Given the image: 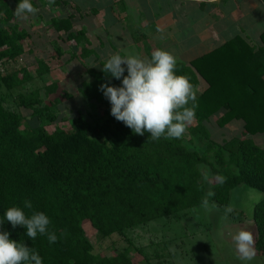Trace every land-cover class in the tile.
<instances>
[{
  "label": "trees",
  "instance_id": "16d2710c",
  "mask_svg": "<svg viewBox=\"0 0 264 264\" xmlns=\"http://www.w3.org/2000/svg\"><path fill=\"white\" fill-rule=\"evenodd\" d=\"M13 18L9 1L0 0V62L19 60L25 52L23 42L30 36L11 23ZM50 27L65 34L60 39L83 42L82 59L95 54L86 32L74 29L72 15L53 19ZM254 55L253 47L236 37L189 64L176 65V74L189 77L197 88L196 118L187 132L205 140L202 153L191 149L184 136L152 141L149 133L135 134L117 121L100 85L119 87L122 78L105 74L101 70L105 61L99 68H88L89 78L79 85L82 96L98 106L100 115L90 121L78 114L71 131L57 128L49 132L37 119L24 130V117L5 110L0 97V231L34 248L43 264H133L127 252L111 258L95 254L83 223L89 221L107 238L201 206L205 199L226 206L232 190L243 185L261 194L253 219L258 233L255 249L264 257V149L253 139L264 133V54L259 69L250 62ZM49 72L40 59L36 76L42 78ZM33 78L22 68L1 75L0 86L14 96L17 106L39 116L50 109L43 104L42 91H22ZM200 83H206L201 92ZM216 116L221 127L241 121L242 139L230 147L215 143L207 124ZM202 164L216 178L210 194L202 181ZM221 177L226 178L223 183ZM25 201L31 202V209L24 208ZM13 206L28 215L44 212L57 242L50 244L46 235L33 241L25 227H13L5 218L7 208ZM231 215L239 219L244 211L234 210Z\"/></svg>",
  "mask_w": 264,
  "mask_h": 264
},
{
  "label": "rangeland",
  "instance_id": "374dc122",
  "mask_svg": "<svg viewBox=\"0 0 264 264\" xmlns=\"http://www.w3.org/2000/svg\"><path fill=\"white\" fill-rule=\"evenodd\" d=\"M67 11L72 12L71 9ZM29 24L25 22L23 26ZM36 27L32 28L30 36L23 42L26 51L24 56L9 63L0 62V76L20 71L22 68L27 69L34 78L22 91L40 89L43 104L50 109L38 116L31 110L17 106L14 96L2 84L0 97L5 101L4 109L24 117L21 126L24 130L30 129L38 121L49 132L57 128L71 131L72 120L78 114H83L90 121L97 119L100 115L98 106L89 104L80 93L79 85L89 78L87 69L98 64H95L94 60L82 59L81 44L60 39L61 34L51 29L48 23ZM78 28L77 24L76 29ZM40 59L50 68V72L42 78L36 76ZM53 86L57 88L48 93L46 87ZM218 118L219 116L213 117L207 124L210 138L215 143H228L230 147L232 143L242 139L241 121H233L229 126L221 127ZM258 137L260 138L257 145L264 149V135L260 134ZM183 138L191 149L200 153L205 149V140H197L188 132ZM200 170L202 181L210 194L216 178L208 165L202 164ZM260 199L259 192L242 185L232 190L229 204L226 206L208 202L207 209L201 205L107 238L100 236L89 221H85L83 227L95 254L111 258L121 252H127L133 264H264V257L257 252L252 261H240L229 235V232L243 227L252 232L256 244L258 233L252 215ZM226 207L243 210V217L235 219L229 214L228 220H223ZM222 232L224 235H221Z\"/></svg>",
  "mask_w": 264,
  "mask_h": 264
},
{
  "label": "crops",
  "instance_id": "0c3cea01",
  "mask_svg": "<svg viewBox=\"0 0 264 264\" xmlns=\"http://www.w3.org/2000/svg\"><path fill=\"white\" fill-rule=\"evenodd\" d=\"M8 1L14 12L20 0ZM32 2L39 12L27 19L14 15L11 23L31 33L36 25L50 27L53 19L72 15L74 29L86 32L95 51L87 60L96 61L98 68L112 54L150 58L157 48L171 52L176 65L189 64L236 37L253 47L250 62L261 67L264 0H55L51 6L48 0ZM25 22L32 26H23ZM205 85L200 83L198 91ZM259 135L253 136L256 144Z\"/></svg>",
  "mask_w": 264,
  "mask_h": 264
},
{
  "label": "clouds",
  "instance_id": "9594fccd",
  "mask_svg": "<svg viewBox=\"0 0 264 264\" xmlns=\"http://www.w3.org/2000/svg\"><path fill=\"white\" fill-rule=\"evenodd\" d=\"M54 3L55 0H48L49 6ZM38 12L39 8L32 0H20L13 14L27 19ZM176 64V57L163 48L153 50L150 58L119 53L110 55L101 70L117 80L122 78L119 87L108 83L100 85V91L111 104L110 114L135 134L149 133L152 141L182 138L196 118L197 88L189 77L176 74ZM125 71L127 75H124ZM225 179L220 178L222 183ZM203 206L208 208L207 199ZM24 208L31 209V202L25 201ZM233 212L232 207H226L222 219L227 221ZM5 218L13 227H25L26 235L33 241L38 235H46L50 244L58 240L54 232H49L51 221L42 211L28 215L22 208L13 206L7 208ZM229 235L237 258L243 262L252 261L256 255L252 232L241 227ZM0 264H43V259L34 248L10 239L8 232L0 231Z\"/></svg>",
  "mask_w": 264,
  "mask_h": 264
},
{
  "label": "water",
  "instance_id": "95a60500",
  "mask_svg": "<svg viewBox=\"0 0 264 264\" xmlns=\"http://www.w3.org/2000/svg\"><path fill=\"white\" fill-rule=\"evenodd\" d=\"M254 205H255V203H254ZM252 219H253V215H252ZM254 220V219H253Z\"/></svg>",
  "mask_w": 264,
  "mask_h": 264
}]
</instances>
